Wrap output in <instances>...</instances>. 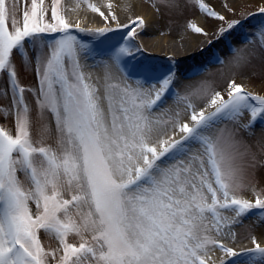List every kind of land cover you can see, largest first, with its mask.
Instances as JSON below:
<instances>
[{
    "label": "snow or ice",
    "instance_id": "1",
    "mask_svg": "<svg viewBox=\"0 0 264 264\" xmlns=\"http://www.w3.org/2000/svg\"><path fill=\"white\" fill-rule=\"evenodd\" d=\"M150 6L206 58L147 55L133 4L124 22L88 3L104 22L89 28L62 0H0V264H264V87L242 82L264 79V6ZM251 216L262 230L236 251L224 241Z\"/></svg>",
    "mask_w": 264,
    "mask_h": 264
},
{
    "label": "rangeland",
    "instance_id": "2",
    "mask_svg": "<svg viewBox=\"0 0 264 264\" xmlns=\"http://www.w3.org/2000/svg\"><path fill=\"white\" fill-rule=\"evenodd\" d=\"M64 1L65 0H62V3H64ZM71 1H76L75 3H82V0H71ZM148 1L150 2V0ZM205 1H207L208 3L209 1L211 2L214 0H205ZM225 4L228 5L229 7L234 8L235 11L237 12V15H239V13L241 12L256 11L259 6H264V0H252V1L240 0L235 5H230L227 0H221L220 6H219L220 13L230 16L231 13L226 12V9L224 8ZM80 7L84 8L86 12L91 16V10L87 6L83 4ZM119 15H122V11L120 10H119ZM189 19H191L192 21L196 19L198 23L199 22L203 23V27L205 28V30L211 34L213 27H211L210 22L212 19L205 17L202 13L199 12L198 9H193L189 13ZM213 25H215V21ZM156 26H160L162 29H164L165 27L163 24H156ZM181 30L183 31L182 28L177 29L174 36H170V35L166 36V34L161 35L160 32L158 34L152 33V35L155 38L159 37L160 39H163L165 37V39L167 40L164 44L160 45V47L157 46L156 44H151V45L148 44L150 49L160 51L161 53L159 55H154L149 52H146V54L150 55L151 57L161 62H167L168 59L171 58L175 61H178L180 63L181 68H186L195 62L204 60L206 56L208 55V53L205 52L203 55H201L200 49L209 48V45L204 42L205 37L199 34L193 33L194 35L198 36V41L195 44H193L192 47L188 49V51H186L187 48H185L183 44L181 45V43H184V42L178 39L180 38V35L182 33ZM139 37L143 38L146 36L140 35ZM221 48H222L221 45H217V47L214 48L213 51H220ZM218 68H219V65H215V64L208 65V69L212 72H216ZM202 78L203 77L201 76L191 77L189 79L183 80V82L186 84L187 81L194 79L195 81L193 80L194 82H192L193 83L192 85H195L196 82ZM27 79L30 81L31 77L29 76L27 77ZM242 82L245 84H249L250 87H253L254 90L256 91H260V89L264 87V79H262L261 76L259 75H257L250 81L243 80ZM169 99L171 100L173 104V99L172 98H169ZM0 123H3V121L0 120ZM257 179L261 181L262 185H264V176L258 175ZM258 229L260 230V224H259L258 217L251 216L243 220V222L240 225L234 226L232 229V232L234 235L229 236L224 242L227 243L228 246L233 247L235 250V248L238 247V245L244 244V243H247V241H250L247 238L250 230L258 234L260 232L258 231ZM216 253H218L220 256L223 255V253L217 250L215 252L210 253V257H211V260L216 262V264H219V259H216L218 256Z\"/></svg>",
    "mask_w": 264,
    "mask_h": 264
},
{
    "label": "bare ground",
    "instance_id": "3",
    "mask_svg": "<svg viewBox=\"0 0 264 264\" xmlns=\"http://www.w3.org/2000/svg\"><path fill=\"white\" fill-rule=\"evenodd\" d=\"M220 1L221 0H214V1H209L208 3L218 12H220ZM228 3L230 5H235L238 1L240 0H227ZM244 1H252V0H244ZM76 1H71V0H65L64 1V5L66 8H71L73 9V11L69 12V15L72 17L73 20H79L82 24V26L84 27H89V28H95L98 26H103V20L101 17H99V15L97 13H93L91 12V16L86 12V10L80 6H82L83 4L85 6H87L88 3H92V4H96L97 6L101 7V10H106L105 9V5L109 2L112 3H118L121 5V8L118 9V14H119V10L122 11V15H120L121 20L126 22L125 20V13L123 11V6L127 5V4H133L135 5L133 11L135 14L138 15H143L144 17H146L149 20V27L145 30V35L146 37L140 38L138 37L137 42L142 44L145 49L146 52H149L151 54L154 55H159L161 52L160 51H156L153 49L149 48V45L151 44H156L157 46L160 47V45L164 44L166 42L167 39H165V37L163 39L155 38L152 33H159L161 31H163L166 36L170 35V36H174L176 33V30L178 28H173L171 31L168 28L162 29L160 26H156V24H153L152 21V17H153V10L151 9L150 6V2L148 0H82V3H75ZM207 3V1H205ZM134 18V16H133ZM193 22L197 23L198 26H202L203 27V23L199 22L195 19ZM211 27H214V21L211 20L210 22ZM161 28V29H160ZM139 31V29L137 30ZM182 31V30H181ZM179 40H181L184 43H181V45L183 44L186 49V51H188V49H190L192 47L193 44H195L198 41V36L194 35L193 32H185L184 30L182 31L180 38H178ZM149 44V45H148ZM173 53V52H172ZM192 80H189L186 82V84H190L192 85L194 82ZM172 102L169 99L167 101V103L164 105L165 108L172 106L171 105ZM259 131V129L257 128V132ZM261 227L260 230L258 229V231H261ZM253 247V245L251 244L250 241H247V243L244 244H240L238 245V247L235 248L236 251H240L243 248H250ZM218 256L216 259H219V257H221L218 253H216Z\"/></svg>",
    "mask_w": 264,
    "mask_h": 264
}]
</instances>
